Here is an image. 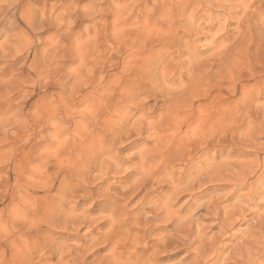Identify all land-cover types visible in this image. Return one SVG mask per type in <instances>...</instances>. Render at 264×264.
Returning a JSON list of instances; mask_svg holds the SVG:
<instances>
[{
  "label": "rangeland",
  "instance_id": "1",
  "mask_svg": "<svg viewBox=\"0 0 264 264\" xmlns=\"http://www.w3.org/2000/svg\"><path fill=\"white\" fill-rule=\"evenodd\" d=\"M0 1H3V3L0 4V12L3 11L6 14V16L3 17V13H0V264H6L7 261H11L12 264H41L42 261H46L47 259L51 264H58V260L62 258L61 253L63 252H52L48 246L51 247V244L55 242L68 240L69 236V240L73 241V244L78 242L77 239L79 237L85 239L89 231L93 230L95 234L100 231H105L103 225L106 221L104 218L100 219L93 229L86 227L89 229L87 230L83 227L78 234V238L75 233L61 231V225L58 224L59 216H57L58 212L56 211L60 210L59 208L65 210L69 208V205L63 203L61 198L55 195L57 191L51 188V186H57L58 184V182L54 184L52 174L54 172L53 164L57 152L54 127L58 119L59 101H63L64 98L67 99V97L69 98V96H71L70 92L74 87V76H76L75 73L77 71H79V74L84 73L85 76L88 77L95 74L98 78V83L95 85L99 84L101 88L107 83L109 75L116 72L118 66L122 70L121 73H119V79L112 78L114 80L108 82V87L116 91L121 88H127L128 91H131L130 93H139L142 90L141 86L143 80L139 76H135L133 74L135 73L134 71L139 74L142 72H149L152 76H157L159 74L153 73L156 71L152 72V70H157V62L163 59L169 61L173 57L177 58L179 52L176 50L175 46L178 42V38L181 35H185L182 30L184 29L182 23L189 18L191 12L186 13V15L184 13V15L181 16V12L178 10L183 9V5L181 6V4L186 0L166 1V9L161 6L162 4L156 7L152 0H45V3H42L41 0H30L31 8L36 11L38 18H36L31 28L28 27L29 25L25 23V21L20 20L21 25L25 29V33L23 32L24 34L22 33V35L19 29L13 26L19 18L18 9L14 6L10 7V4L14 3L13 0ZM212 1L214 0L210 2ZM243 1L244 0H230L226 2V0H220V2L228 4L224 7L226 12L224 14L225 16L222 15L218 20L215 18L214 21L212 20L211 22L202 14L195 21V27L198 26L199 28L197 27L196 36L191 38L192 41L183 36V40H190L194 48L191 50L183 49L184 54L181 60L186 63L185 68L181 70L182 73H185L183 77H186L187 66L190 64L198 76L203 75L206 79H204V88H202V90L204 91L205 89L208 91L210 89L208 85L212 86L210 92H212L214 99H216L215 102L218 107L219 102L216 91H218L220 95L227 93V87L220 88L218 85H228L224 83L225 76L223 72L226 67L219 66V64L221 65L222 63V59L218 57L219 55L223 56L226 52L231 51L238 54L239 59L233 57L226 63L229 66L232 65V67H234V63H231L234 60L242 61L245 65L244 68L250 65L260 70L261 67H264V28L261 27L260 21L256 19L260 11L263 10L262 8H264V0H252L253 2L255 1V3H250L251 7L246 14L242 7ZM169 2L170 4H168ZM231 2H233V5ZM231 5L234 7H229ZM44 6L47 7L45 11L46 17H49L48 19L52 20L51 22L54 24L50 23L47 18H44L43 21L41 20L42 8ZM195 7L194 5V8ZM254 7L255 9H253ZM237 12L240 13L238 14ZM252 12L254 13L252 14ZM52 14H54V16H51ZM116 15L118 17L117 19H115ZM51 17H53V19H51ZM206 19H208V21H206ZM251 19H253L254 22L251 21ZM42 22H44V27L40 26ZM148 22H150L153 27L156 26L157 29H162V33H160L161 36L156 38L155 42L150 44L151 54H148L149 57L146 54L150 59V65H147L145 71L144 67L136 68V66L144 64L141 62L144 60H141L142 57H140L139 54H141L140 51L142 50L146 51L147 47H145V45L147 44V39L137 34L143 29L142 26ZM240 22H244V25L247 26L243 25L244 27L238 32L237 28L238 25L241 24ZM115 26H118L119 32L117 36L114 31ZM161 37L165 38L168 44L166 42L162 43V41H160ZM243 40L245 41L243 42ZM117 52H119V55ZM193 55L194 57L192 58ZM167 58L170 59L168 60ZM94 61H96L99 66H96L97 64ZM117 61H119L118 65ZM92 62L95 63V66H93L95 68L89 66L93 64ZM85 63L92 68L88 66L85 68L83 65ZM96 67H99V70ZM176 69L177 68L171 72H176ZM160 70L157 72L160 73L162 71ZM98 71H101L102 74ZM207 72H209L210 78L206 75ZM259 77L260 75H257L258 80ZM131 81L134 82L132 83ZM131 84L134 86L132 87ZM110 85L115 86L111 88ZM88 87L90 86H83V90ZM99 87L96 86V89H99ZM236 90L238 91V85ZM79 98V96L74 100L72 98L70 102L71 106L70 104L68 105L67 100H64L62 102V107L66 109L70 107L69 112L76 117L83 115V113L86 112L85 105L79 104L73 107L74 104L78 103L77 101ZM245 104L250 105L242 113L235 115L220 111L219 108V114L225 115L224 120H227V122L221 120V118L220 120L222 123L218 120L214 128L208 127L209 130L207 128L203 130L206 135L210 130L215 131L222 124L224 126L223 135L222 137L218 135L217 138L224 139L222 141H226L225 143L228 141L229 144L232 142L230 137L231 133L234 132L236 144L232 143L234 146H231L233 147L227 145L223 148V142L220 143L222 145L218 143V149L224 150V157L222 158H225L229 153L230 156L232 155V157H230L231 161L229 160V162L237 163L236 166H232L233 171L237 170V172L240 171V165H243V167L247 165H244L243 162L238 164V162L235 161H244L246 164L248 162L249 164L250 162L253 163L255 160L256 162L259 161L258 163L261 166H256L258 164H255V170L257 171L261 167H264V148H262L264 145V119L260 110H256V108H262L261 106L264 105V88H262L260 84L257 85L255 90L248 94ZM120 107L127 110L131 108L130 110H133V106L127 105L126 103H124V105L121 104ZM226 117L230 119L229 122ZM246 117H251L252 122L248 121V119L244 120ZM64 126L66 128L69 126L67 120L64 122ZM246 133L247 136L245 137ZM143 134V136L134 134V137L131 136L129 139H125L122 143L118 144V159L121 160L119 162L121 163L120 165H124L122 171L125 172L118 175L110 174L108 179L104 181L105 183L102 191L110 189V192L113 193L118 189L120 192L129 184V181H131L134 176L133 164L137 161L136 157H132L134 155L133 153H139L143 147L150 149L153 145L152 142H150L152 139H147V134ZM65 140H67V137L64 138V141ZM246 140H248V142ZM255 141H257V143ZM148 144L150 145L148 146ZM222 158L221 160H223ZM219 160L220 158L218 161ZM76 182L77 181H75L73 185L79 184ZM215 184H211L207 187L209 191H207V189L205 190L207 192H205V194L209 193L208 195H205L204 192L200 195L201 202L211 201L213 205L215 204L214 207L222 206V209H224V207H226L225 209H231L232 207V214L230 215V217L234 216L232 217V221L230 218L225 220V223L230 227L231 233L228 231L226 233L224 231L222 232V227L219 225L220 223L217 222L216 219L213 220L214 216L205 214V212H200L198 215H195L192 224L193 239L197 238L198 241L202 243H212L217 246L219 252L224 251L221 253L222 257L218 259L220 262L216 259L218 263H221L222 259L231 253L230 245L236 247L242 243H249L248 241L254 244L257 242L258 245L262 247L261 253H264V220H260L264 219V197L252 199L257 206H249L248 200L249 194L251 193L248 185L249 183H247L248 186L245 184L243 187H239L240 189L237 187L238 182L232 178L225 181L224 184L222 182ZM93 185L95 187L96 184ZM157 188L158 186L155 189ZM159 189L160 187L157 191H159ZM148 190L141 192L134 198L132 197V201L130 200L126 204L120 202L119 205L121 209H119L122 212L121 216H119L120 219H127L126 216H129L127 214L134 212L137 214L136 212H139L142 207L147 206L146 204L143 206L142 201L143 197L149 192ZM26 191L29 193H26ZM163 191H167V188L163 189ZM231 193L234 195H231ZM185 197L181 198V200H183L176 204L175 209L180 211V208L183 207L184 204L188 206L192 203L191 201L193 200L190 199V196ZM224 198L225 200H223ZM104 199V197H100L94 202L90 200L82 205V208L90 210L94 213V217L106 216L109 214L108 211L101 212V209H103L107 203L106 199ZM238 202L245 206L244 212L233 211L235 205H240ZM182 203L184 204L180 206ZM61 204L64 206H60ZM227 205L231 206L227 207ZM251 206L253 208H251ZM260 210L262 211L260 212ZM233 212L236 213V215ZM30 214H32V217ZM28 216L31 219L35 217L33 220L36 221V219H38V224L40 223L37 226L39 230L37 231L36 239H34L32 235L31 240H27L28 236L26 235L28 233L26 232L28 230H26V225L24 226V224H27L26 219ZM46 217H48V220ZM221 217L224 218L223 216ZM60 220L61 219H59V221ZM155 223H157V225ZM169 224L170 222H154L152 223L153 227H151L152 225H144L142 227L136 226L134 229V233H136L131 234L134 236L137 234L143 236L146 233L145 231H147L151 235L149 242L152 238H155L152 239V241L157 240L158 234L161 235H159L158 238L162 237V235L163 237L169 238L173 228ZM148 227L150 228L149 230ZM258 228L261 230H258ZM151 229L153 230L149 232ZM260 231H263V233ZM32 233L34 232L32 231ZM51 234L55 238L54 241L52 237H50ZM153 234L157 236L155 237ZM133 235L131 238L134 239L137 237H133ZM38 240L43 246L37 243ZM131 240L130 242L132 243L129 242L127 245L134 247L137 241L135 242L136 239H134V241ZM134 243L136 244L133 245ZM141 244L143 245V243ZM196 244L192 248H189L186 245L172 242L167 245L168 248L166 247L157 255V260L159 264H180L181 262L182 264H189L195 258L194 251L199 246V243ZM104 246L105 245H100L93 249L90 248L91 251L89 250V254H86V256L82 254L76 258L74 255V260L71 261L70 258L69 260L72 264H94L93 262L98 259L97 257L108 255L111 251V247H107L104 250ZM137 246L138 245L135 246L136 248H132V250L135 251L138 249ZM40 248L41 251L39 250ZM133 251L131 253H134ZM65 256H67V254H65ZM80 258H85V261ZM213 262L214 259L208 258L206 264H212ZM258 262L262 263V260L260 259ZM45 264L47 263L45 262ZM197 264H204V261H199ZM228 264H230V262Z\"/></svg>",
  "mask_w": 264,
  "mask_h": 264
},
{
  "label": "bare ground",
  "instance_id": "2",
  "mask_svg": "<svg viewBox=\"0 0 264 264\" xmlns=\"http://www.w3.org/2000/svg\"><path fill=\"white\" fill-rule=\"evenodd\" d=\"M41 1L42 3H45V0H41ZM113 1H116V0H113ZM166 1H172V0H152L153 4H155L156 7H158L160 4H162L161 6L165 7ZM210 1L211 0H186L182 2L181 6L183 5L182 6L183 9L182 10L178 9L181 12V16L184 15V13L186 15V13L191 12L189 18L187 20H184V23H182L184 25L183 26L184 29L182 30L184 31V34H185L183 36L187 37L188 39L194 38V36H196V30L198 26L195 27V24H196L195 21L202 14L205 15L204 17L208 18L211 22L212 20L214 21L215 18H217L218 20V18L221 17L222 15L225 16L224 14L226 12H225L224 7L227 4L226 2H229L230 0H226L225 2L226 4L220 2V0H214L215 2L212 1L213 3ZM13 2L14 3L10 4V7L14 6L19 11V18L18 20H16L17 22L14 23L13 26L14 28L17 27L20 33L22 34L23 32L25 33V29L21 25V21L22 20L25 21V23L29 25L28 27L31 28L34 25L36 18H38L37 17L38 14H36V11L31 8L30 0H13ZM252 2H253L252 0L251 1L244 0L242 2L243 11L245 14L250 9ZM2 3L3 1H0V4ZM231 3L233 5V2ZM253 3H255V1ZM168 4H170V2ZM194 5L196 6L195 8H194ZM232 5L229 7H234ZM253 9H255V7ZM262 9L263 10L260 11V14H258V18L256 19L260 21L261 27L264 28V8ZM46 10H47V7L44 6L42 8V14L40 13L42 15V18L41 17L40 18L42 21L44 18H47V20H49L50 23H52L51 22L52 20L48 19L49 17H46V12H45ZM240 12H237V13L239 14ZM0 13H3L4 15L3 17L6 16V14L3 11H1ZM253 13L254 12H252V14ZM54 14H52L51 16H54ZM117 18L118 17L116 15L115 19ZM51 19H53V17H51ZM208 19H206V21H208ZM251 21L254 22L253 19H251ZM44 22L40 24L41 27L45 26ZM244 22L242 23L240 22L241 24L238 25V28H237L238 32L240 31L241 28H243L244 26H247V25H244ZM142 27L143 29L137 35H140L141 37L142 36L146 37L147 39L146 41L148 45L147 44L145 45V47H147L146 51L142 50L140 51L141 54H139L140 57H142L141 60H144L146 54L147 56L148 54H151L150 44L155 42L156 38L161 36L160 33H162L161 32L162 29L160 28L157 29L156 26L153 27V25L150 22L145 23ZM114 31L117 36L119 32L118 26L114 27ZM183 36L181 35L179 38L177 37L178 42L176 43V46H175L176 50L179 52L178 54L179 56L177 55V58H174V57L171 59L169 58L170 60L167 58L169 61H166V59L165 60L163 59L162 61L157 62L156 64V66L158 67L157 70H152V72L156 71V72H153L154 74H159L157 71L160 70V68L163 66L161 68L162 71L161 70L160 71H161V74L165 78H169V79L179 78L181 80L187 78V77H183L185 73L181 72V70L185 68V64H186L184 61L181 60L184 54L183 49L185 48L187 50H191L194 48H193V43L191 44L192 39L191 41L190 40L186 41L185 39L183 40ZM160 41H162L163 43V42H166L167 40L161 37ZM244 41L245 40H243V42ZM117 53L119 55V52ZM226 53L223 56L222 55L218 56L220 59H222V63L221 65L219 64V66L220 67L225 66L227 69L226 70L224 68L225 71L223 72V75L225 76L224 83L231 84L233 83L234 79H236L237 77H239L242 80L244 79L245 73L248 74L249 79L258 80L257 75H260V73H259V70H257V68H255L254 66H250V65L249 67L244 68L245 65L240 60H237V61L234 60L235 62L232 61L231 64L234 63V67H232V65L229 66L228 64H226L227 62H229L228 60H230L233 57H236L237 59L239 56L238 54L233 53L232 51L226 52ZM148 57L146 61L145 60L141 61L144 64L138 65L136 66V68L144 67L145 68L144 70L146 71L147 65H150V61H149L150 59ZM193 57L194 55L192 56V58ZM94 62L96 63V61ZM94 62H92L93 64L92 65L90 64L89 66H92V67L95 66ZM117 62H118L117 63L118 65L119 61ZM191 63L193 62L191 61ZM96 64H97L96 66H99L98 63ZM83 65L85 66V68L86 66H88V64L86 63ZM92 67H89V68H92ZM96 68H98L99 70V67H96ZM175 68L177 69H176V72L174 73H177L178 74L177 76L171 72L172 70L174 71ZM121 71L122 70L118 66L116 68V72L109 75L107 83H105L104 86L102 85L103 87L101 88L99 87V84L95 85L98 83L97 82L98 78L95 74L88 77V76H85L84 73L79 74V71L75 73L76 75L74 76L75 83H74V87L72 91L70 92L71 96H69V98L67 97V99L64 98L63 101L67 100V103L69 105L70 102L72 101V98L74 100L77 96H79L80 98L77 101L78 103L74 104L73 107L79 104L85 105L86 112L83 113V115H79L77 117L72 115L71 112H69L70 107L67 109L65 107L63 108L62 107L63 101L62 100L59 101L60 103L58 105V119L54 127V136L56 138L55 140H56L57 152H56V156H55L56 158L53 164V168H54V171H59L61 177L69 176L70 179L68 181L61 182V180L59 179L60 177H58L57 186L55 185L51 186L52 189L57 191L55 195L57 197H60L63 203L69 205V208H67L66 210L63 208H59L60 210L56 211L58 212L57 216L60 217V218L58 217V222H59L58 224L61 225L60 226L61 227L60 229H62L61 231H66V232L70 231L72 233H75L78 238V234L80 233V230L83 227L85 228L88 227V228L93 229L95 228L94 227L95 224L100 219L104 218L106 219V221L104 222V225H103L105 231H100L96 234L94 233L93 230L89 231V233L85 236V239H81L79 237L77 239L78 242L75 241L76 243H73V244H72L73 241L69 240L70 239V236H69L68 240L66 239L62 242H55L51 244L52 245L51 247L48 246V248H50V251L52 252H56V253L63 252L61 253L62 258L58 260L59 261L58 264H72L71 261L74 260L75 256L76 258H78L82 254H85L86 256V254H89L88 251L90 250V248L93 249L96 246H100V245H105L103 248L104 250L107 247H111V251L108 253V255H105L103 257H97L98 259H96L93 262L94 264L96 263H102V264H107V263L109 264H159L157 260V255L163 249H165L168 244L172 242H176L181 245H186L189 248H192L196 243H199V246L194 251L195 258L192 261L190 260L191 262L189 264H197L199 263V261H202V260L204 261L205 253L208 254L207 259L208 258L214 259V262L212 264H228L229 262L230 264H264V253H261L262 247L259 246L257 242H255V244L250 243V241H248L249 239L247 240L249 243H245V244L242 243L236 247H234L233 245H230L231 253L227 257H224L221 263H218V261L220 262V260L218 259L222 257L221 253H223L224 251L219 252L217 246H215L212 243H204V242L202 243V242H199L197 238L193 239L192 224H193L195 215L196 214L198 215V213L200 212H205V214L214 216L213 220L216 219L217 222L220 223L219 225L220 227H222L221 228L222 232L223 231L225 233L227 231L230 232V227H228V225L225 223V220L230 218V220L232 221L233 219L232 217H234V216L230 217V215L232 214V210H231L232 207L231 209H225L226 207L222 209V206L214 207L215 204L213 205L211 201L201 202L200 195L203 194V192L205 194L206 192L205 190L207 189L209 185L215 184V183L217 184L220 182L224 184V182L230 178L238 182L237 184L238 188L243 187L245 184L246 186L249 185V189L251 191V193L249 194V200H248L249 206L250 205L257 206L253 200L256 198L264 197V178H263V174H264L263 168L264 167H261L260 169L258 168L259 169L258 171L255 170L256 169L255 164H258L256 166H261L258 163L259 161L256 162L255 160L253 163L250 162V164L249 162L246 164V162L244 161H235V162H238V164L239 163L241 164V162H243L244 165H247L246 167H243V165L242 166L240 165L239 166L240 171L237 172V170L233 171V168H232V166L233 165L236 166L237 163L233 162L234 163L233 164L229 162L230 157H232V155L230 156V153L227 154L225 158H222L224 157V152H223L224 150L220 148L218 149V143L220 144L223 142V148L224 146L226 147L227 145L231 146L233 144H236L235 143L236 138H234L235 137L234 132L231 133V136H230L232 139L231 144H229L228 141L227 143H225L226 141H222L224 139L217 138L218 143L215 146L216 157L214 159L210 157L207 160L203 161V154L207 152L208 149L207 147L203 146V150H202V145L196 143V141H199L201 137L205 135L203 131L205 128L207 129L208 127L214 128L217 125L218 120H220L221 118H222L221 120L227 122V120H224L225 115L219 114V107L217 106L215 102L216 99H214L212 92H210V89L212 88V86L208 85L210 89L208 91L204 89L203 91L202 88H204L203 85L205 82L204 81L205 78L203 75L198 76L197 73L194 71V68L191 67L190 71L193 76V79L191 81V86L182 94H179L174 97L172 106L169 110H167L161 116H156V118L153 119L154 113L144 112L143 110L139 111V109L135 105V98L140 92L133 94V93H130L131 91H128L127 88L125 89L121 88L120 90L118 89L116 91L108 87L107 84L109 81L112 82V80L114 79H117V78L119 79V73H121ZM134 72L135 73L133 74L135 76H139L141 79L144 76H152L151 73L149 72H142L141 74L137 73L136 71ZM99 73L102 74L101 71ZM207 73L206 75L209 77L210 76L209 72ZM87 85H89L90 87L83 90V86L85 87ZM115 85L113 86L110 85V86L112 88ZM96 86H98L99 89H96ZM133 86L134 85H132V87ZM137 86H140V85H137ZM216 92L217 94H219L218 91ZM124 103H126L127 105L129 104L130 106H133L132 108L133 110H130L131 109L130 107H128L130 108L129 110L123 107H120V105L121 104L124 105ZM261 107L262 108L259 107L260 109L256 108V110L257 109L260 110V112L262 113L263 119H264V105ZM228 117H226V119ZM247 119L248 121L252 122L251 117L244 118V120H247ZM66 120H67V123L69 124L67 128L64 126V122ZM229 120L230 119L228 118V122ZM149 121H152V128H151L152 141L150 142H152L153 145L152 147H150V149L143 147V149H141L139 153H136V154L133 153L134 155L132 157L133 158L136 157L137 161L136 163L133 164L134 176L131 179V181H129V184L125 186V188L122 187L123 189L120 192L118 191V189L117 191L113 193L110 192V189L106 191H102V188L104 187L103 185L105 183L104 181L108 179L110 174L118 175V174L125 172V171H122L124 165H120L121 163H119L121 160L118 159V156H119V153L117 151L118 144L122 143L123 140L125 139H129L134 134L143 136L144 135L143 133H146L148 136L149 135V129H148ZM247 133L245 134V137L247 136ZM66 137H67V140L64 141V138ZM189 138H191L192 143L187 145L186 141H188ZM246 141L248 142V140ZM255 142L257 143V141ZM149 145L150 144H148V146ZM262 148H264V145ZM219 158L220 160L221 158L223 160L218 161ZM76 177L79 178L80 183L77 185H73V183L76 181L75 180ZM247 183L249 184L247 185ZM93 184H96L95 187ZM157 186L158 188L160 187V189L162 190L159 189V191H157L158 188L155 189ZM89 188L92 192V195L90 196L83 195L84 192L89 191ZM165 188H167V191L164 192L163 189ZM146 190H148L149 192L147 193V195L143 197L142 203H143V206L145 204L147 206H144L145 208L142 207V209L139 212H136L137 214H135V212L127 214L129 215V216H126L127 219L126 218L120 219L119 216H121L122 214V212L120 211L121 209L119 205L120 202H123L126 204L128 201L132 199V197L134 198L135 196L139 195L141 192L146 191ZM207 191H209V189H207ZM26 193H29V192L26 191ZM100 194H102L101 197H104L107 201L106 205L103 207V209H101V212L108 211L109 214L106 216L94 217V213H92L90 210L82 208V205L86 204L90 200L94 202L97 199L96 197L99 196ZM208 194H205V195H208ZM73 195H79V198L72 200ZM231 195H234V194L231 193ZM185 196L186 197L190 196L191 198L190 197L188 198L193 200L191 201L192 203L187 202V203H191L188 206L187 204L182 203L180 206H182L183 204L184 205L183 207L180 208V211L175 209L176 204L182 201L183 199L181 200V198H184ZM238 198H235V199H238ZM223 200H225V198ZM223 203H226V202H223ZM238 203L240 205H235V207L233 208V211L234 212L235 211L244 212L245 206L241 204L240 202ZM62 205L63 204H61L60 206ZM231 205H227V207ZM252 206L251 208H253ZM261 211L262 210H260V212ZM234 214L236 215V213ZM30 215L32 217V214ZM221 216H223L224 218H222ZM28 218L29 216L26 219L27 224H24V226L26 225V230H28L26 232L28 233L26 235L28 236L27 240H31L32 235L34 236V239H36V234H37V231L39 230L37 226L40 223L38 224V219H36V221L33 220L35 217L32 219L31 218L28 219ZM46 218L48 220V217ZM59 219L61 220L59 221ZM260 220L263 221L264 219H260ZM51 221L53 223L52 219ZM154 222H161V223L170 222L169 225L173 228H172V231L170 232L169 238L163 237V235L162 237L158 238L160 234H158V236L153 234V236L155 237L157 236L156 238L157 240L152 241V239H155V238H152L151 239L152 242L151 241L149 242V238L151 237V235L147 231H145L146 232L145 234L143 233L144 234L143 236L142 235L140 236L139 234H137L136 235L137 237H136L133 234H131V233H134V229L136 226H141V227L144 225L149 226V225H152V223ZM155 224L157 225V223ZM151 227H153V225ZM263 228H264V225H263ZM263 228L261 227L262 230ZM149 229L150 228L148 227V230ZM153 229H151L149 232H151ZM261 229L258 228V230H261ZM32 231L34 233H32ZM263 231H260V232L263 233ZM132 235L133 237H136L134 238L136 239L135 242L137 241V244L134 243L133 245L135 244L138 245L137 246L138 249H136L135 251H133L132 248H134L136 245L134 247L127 245L129 244L131 239H132L131 241H134V239L131 238ZM50 237H52L53 241L55 240L52 234ZM233 238H234V235H233ZM37 243L43 246L39 240ZM141 243H143V245ZM226 245L229 246L228 244ZM39 250L41 251V248ZM132 251L134 253H131ZM65 254H67V256H65ZM69 258L71 259V261L69 260ZM83 259L81 260L85 261V258ZM260 259L262 260V263L258 262ZM45 262L47 264L50 263V261L47 259L46 261L45 260L42 261L41 264H45ZM180 264H182V262Z\"/></svg>",
  "mask_w": 264,
  "mask_h": 264
},
{
  "label": "clouds",
  "instance_id": "3",
  "mask_svg": "<svg viewBox=\"0 0 264 264\" xmlns=\"http://www.w3.org/2000/svg\"><path fill=\"white\" fill-rule=\"evenodd\" d=\"M144 60H147L145 56ZM191 65L187 66L186 70V79H169L165 78L161 72L157 76H144L142 78V90L135 98V105L139 111L143 110L144 112L154 113L153 119L156 116H161L172 106L174 97L185 92L190 86L193 79L192 73L190 71ZM260 79H249L248 74H244V79L239 77L233 81V83L228 85H218L220 88L227 87V93L224 95L218 94L219 108L221 111L230 113V114H240L245 109L248 108V105L245 104V100L250 92L256 89L257 85L260 84L264 88V67H261L259 70ZM177 76L178 74L175 73ZM238 85V91L237 89ZM252 104V103H251ZM223 125L221 124L215 131H210L208 134L201 137L196 143L207 147V152L203 154V161L208 158L214 159L216 157V144L218 143L217 136L223 135ZM152 121L148 122L149 135L148 139H152L151 135ZM192 143L191 138L186 141V144ZM201 161V162H203ZM61 182L68 181L69 176H60L59 171H54L52 174V180L54 184L57 182V178ZM77 183H80L78 177L75 178ZM91 183V182H90ZM83 195L90 196L92 192L89 188V191L84 192ZM102 194L96 198H100ZM79 198V195H73L72 200ZM42 199V198H41ZM207 253L204 254V264L207 262ZM6 264H12L11 261H7Z\"/></svg>",
  "mask_w": 264,
  "mask_h": 264
}]
</instances>
